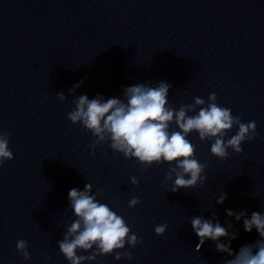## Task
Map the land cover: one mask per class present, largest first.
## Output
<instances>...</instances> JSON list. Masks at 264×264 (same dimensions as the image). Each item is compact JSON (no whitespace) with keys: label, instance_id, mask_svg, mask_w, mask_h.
Instances as JSON below:
<instances>
[{"label":"water","instance_id":"1","mask_svg":"<svg viewBox=\"0 0 264 264\" xmlns=\"http://www.w3.org/2000/svg\"><path fill=\"white\" fill-rule=\"evenodd\" d=\"M159 80L171 83L175 108L215 92L220 106L255 121L258 133L223 160L210 153V141L190 133L207 179L175 193L168 191L166 163L145 168L108 143L90 149L91 133L67 119L74 95L121 96L125 86ZM5 131L14 158L0 166V264H68L56 243L74 218L67 193L87 182L141 240L120 250L131 260L104 255L100 264H223L231 257L211 240L195 250L189 221L215 212L222 224L231 222V231L239 229L234 250L258 238L224 209L264 211V0H0ZM223 191L227 197L217 204ZM133 195L141 203L129 208ZM159 223L167 224L162 235L154 232ZM20 238L28 241L30 261L15 248Z\"/></svg>","mask_w":264,"mask_h":264},{"label":"clouds","instance_id":"2","mask_svg":"<svg viewBox=\"0 0 264 264\" xmlns=\"http://www.w3.org/2000/svg\"><path fill=\"white\" fill-rule=\"evenodd\" d=\"M82 83L83 80L73 84L69 94H74ZM171 87L167 80H159L155 85L139 82L125 86L121 96L105 97L97 92L89 98L87 93H80L74 95V107L67 113V119L78 122L83 130L91 133L90 149L108 143L110 149L121 153L125 159H135L145 168L153 163H166L168 171L165 176L171 181L168 191L175 193L202 185L207 179V164L197 159L189 134L195 131L200 141H210V153L223 160L229 156V149L240 153L242 142L258 135L256 123L242 122L239 116L232 114L231 108L220 106L215 92L209 93L207 101L195 96L193 103L175 108L168 100ZM56 95L60 100L66 99L63 91ZM234 126L237 129L235 134L226 138ZM9 135L6 131L0 132V166L14 158ZM130 182L136 185L139 180L133 175ZM101 191H93V185L88 182L83 187L68 190V205L74 218L64 222L62 238L56 241L68 264L91 261L100 264L98 257L104 255H112L117 261L122 258L131 260V252L120 250L125 249L126 244L134 247L141 242L125 218L98 198ZM226 197L227 193L221 192L216 203L222 204ZM139 203L140 198L135 195L127 201L129 208ZM224 211L235 221H242L245 232L255 229L258 238L234 250L231 244L239 229L231 231V222L222 224L215 212L208 217L192 215L189 223L198 240L195 250L211 240L217 252L231 257L223 264H264V211L254 210L250 215L247 209L234 211L225 208ZM166 229V223L154 225L157 235L164 234ZM15 248L25 262L31 260L27 240L17 239ZM45 258L51 260L47 254Z\"/></svg>","mask_w":264,"mask_h":264}]
</instances>
